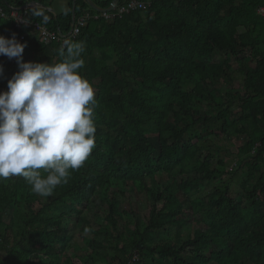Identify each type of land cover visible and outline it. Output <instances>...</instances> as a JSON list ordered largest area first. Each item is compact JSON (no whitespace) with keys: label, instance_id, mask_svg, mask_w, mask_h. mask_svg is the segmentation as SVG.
<instances>
[{"label":"trees","instance_id":"trees-1","mask_svg":"<svg viewBox=\"0 0 264 264\" xmlns=\"http://www.w3.org/2000/svg\"><path fill=\"white\" fill-rule=\"evenodd\" d=\"M36 1L0 0V35L25 45L24 62H59L61 40L10 15ZM141 1L69 40L85 43L96 146L50 197L0 180V264H264V0ZM87 11L78 0L76 18ZM25 17L62 34L73 24L71 10ZM0 68L2 92L19 67L0 55ZM221 139L238 143L231 169Z\"/></svg>","mask_w":264,"mask_h":264},{"label":"clouds","instance_id":"clouds-1","mask_svg":"<svg viewBox=\"0 0 264 264\" xmlns=\"http://www.w3.org/2000/svg\"><path fill=\"white\" fill-rule=\"evenodd\" d=\"M24 48L15 36L0 35V55L16 58L19 67L0 92V180L22 177L32 193L46 198L95 148L97 101L79 72L83 41H65L59 62H24Z\"/></svg>","mask_w":264,"mask_h":264},{"label":"built area","instance_id":"built-area-1","mask_svg":"<svg viewBox=\"0 0 264 264\" xmlns=\"http://www.w3.org/2000/svg\"><path fill=\"white\" fill-rule=\"evenodd\" d=\"M147 2L141 0H129L125 4L117 5L110 12H99L94 14H84L80 17L75 18L74 24H72V28L68 34H62L60 31L54 32L50 31L46 26L39 24L38 22H31L26 19V11L24 13L20 12L19 9H13L10 15L15 19V24L17 27L26 26L29 28H33L38 31L40 37H42L45 43H50L52 40L57 39L61 40L64 44L65 41H69L72 37L78 35L81 31V28L87 24V21L90 18L98 19L99 17H104L105 19H114L116 17H122L125 14H129L131 12L145 9L147 6ZM0 15L6 17L8 14L4 12L3 9L0 8ZM24 37V36H23ZM22 37V38H23Z\"/></svg>","mask_w":264,"mask_h":264},{"label":"rangeland","instance_id":"rangeland-1","mask_svg":"<svg viewBox=\"0 0 264 264\" xmlns=\"http://www.w3.org/2000/svg\"><path fill=\"white\" fill-rule=\"evenodd\" d=\"M235 67H237L236 64H235ZM234 87H235V89H240L241 88V78H240V76L235 81ZM1 90H2V86L0 85V91ZM219 142L222 145L229 147V155L227 157V165H228V168L231 169L233 166H235V162H236V159H237V153H238L237 145H238V143L235 140L230 143L229 141L224 140V139L219 140ZM231 183H232L231 184V188L234 190V193H236V194L238 193L239 194L241 192L240 181L232 180ZM213 186H214L213 183H210V184L207 183L205 191L202 192L201 194L207 195L210 191H212ZM192 219H193V217L192 218L189 217L188 220H187V226L185 228V233H184L185 237H187L188 234H189L190 226L192 224ZM73 245L75 247L76 246L77 247L78 246L82 247L83 243H82L81 239L79 237H77L75 239V242L73 243Z\"/></svg>","mask_w":264,"mask_h":264},{"label":"crops","instance_id":"crops-1","mask_svg":"<svg viewBox=\"0 0 264 264\" xmlns=\"http://www.w3.org/2000/svg\"><path fill=\"white\" fill-rule=\"evenodd\" d=\"M74 1H76V5H77L78 0H43V3H40L37 1L36 2L39 3L40 5H43L44 7H46L43 9H47V10L51 11L52 13H54L55 15H60V14H64V13L68 12L69 10L72 11V5H73ZM84 1H86L88 3L87 0H84ZM92 1H94L98 5L99 2H102L104 0H92ZM32 3H34V2H32ZM32 3H28V4H32ZM34 8H41V7H34ZM29 9H31V8H29ZM262 12L264 13V8L262 9ZM88 13L91 14V12H89V11L85 12L84 14H88ZM97 13H99V11H97ZM75 18H76V16H75Z\"/></svg>","mask_w":264,"mask_h":264},{"label":"water","instance_id":"water-1","mask_svg":"<svg viewBox=\"0 0 264 264\" xmlns=\"http://www.w3.org/2000/svg\"><path fill=\"white\" fill-rule=\"evenodd\" d=\"M89 5L95 9L96 11H99V12H110L112 11L117 5H118V2L119 0H112V2L110 3V6L109 7H100L98 6L94 1L92 0H87ZM34 7H41V8H46L44 7L43 5H40L39 3L37 2H34L32 4H26L24 5L23 7L19 8V10H25V9H29V8H34ZM75 9H76V1L73 2V5H72V19H73V24L75 22Z\"/></svg>","mask_w":264,"mask_h":264}]
</instances>
